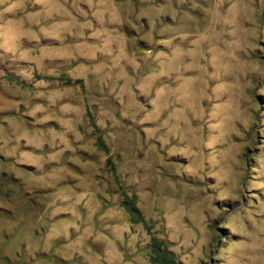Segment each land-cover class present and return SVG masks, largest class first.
Returning <instances> with one entry per match:
<instances>
[{
    "label": "rangeland",
    "instance_id": "1",
    "mask_svg": "<svg viewBox=\"0 0 264 264\" xmlns=\"http://www.w3.org/2000/svg\"><path fill=\"white\" fill-rule=\"evenodd\" d=\"M158 251L264 264V0H0V264Z\"/></svg>",
    "mask_w": 264,
    "mask_h": 264
},
{
    "label": "trees",
    "instance_id": "2",
    "mask_svg": "<svg viewBox=\"0 0 264 264\" xmlns=\"http://www.w3.org/2000/svg\"><path fill=\"white\" fill-rule=\"evenodd\" d=\"M125 206L128 208L130 213L132 214L131 216H135V213L137 212V208L133 204V201L131 199H125L124 200ZM155 245H159V243L154 242ZM153 262H156L158 264H178L173 257L163 251H158L157 253L155 252V256L151 257Z\"/></svg>",
    "mask_w": 264,
    "mask_h": 264
}]
</instances>
